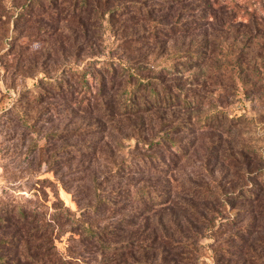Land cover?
<instances>
[{
    "label": "rangeland",
    "instance_id": "1",
    "mask_svg": "<svg viewBox=\"0 0 264 264\" xmlns=\"http://www.w3.org/2000/svg\"><path fill=\"white\" fill-rule=\"evenodd\" d=\"M72 1L54 2L57 10H52V0H0V217L14 208L30 214L39 237H53L55 250L67 264H109L108 256H99L81 242L78 225L72 226V220L94 223L84 208L91 196L78 181L83 173L75 170L80 166L74 150L86 143L100 146L88 160L92 161L90 171L100 176L113 162L131 159L134 134L119 124L104 126L100 133L93 131L96 120L76 112L51 87L68 85L73 92L80 74L96 61L91 57L95 49L104 53L98 63L114 49V57L166 76L173 73L176 62L183 61L182 56L172 59L175 49L206 44L209 60L194 61L195 67L184 73L192 84L187 89L203 97L200 113L193 111L192 116L215 118L222 129L231 126L222 133L195 125L193 145L176 171L177 195L189 199L188 191L193 189L201 195L197 211L209 218L204 206L216 209L222 220L217 233L200 239L201 249L191 258H199L195 264H264V189L261 202L240 199L248 190L253 192L252 184L264 181V0H208L213 12L202 1L191 0L188 12H169L159 20L157 44L129 38L148 29L143 23L110 29L105 17L101 27L93 24L91 28L88 14L80 17ZM27 10L34 15L26 23L18 22L17 13ZM94 14L89 20L96 21ZM173 16L183 22L188 19L182 36L169 31ZM147 124L144 129H149ZM84 131L91 133L81 134ZM64 145L70 149L61 150ZM185 177L191 183L189 189H185ZM247 222L250 234L237 233ZM231 235L244 237L246 244L230 242ZM215 241L222 250L213 260ZM27 249L22 243L11 253L25 256ZM38 264L50 263L40 257Z\"/></svg>",
    "mask_w": 264,
    "mask_h": 264
},
{
    "label": "trees",
    "instance_id": "2",
    "mask_svg": "<svg viewBox=\"0 0 264 264\" xmlns=\"http://www.w3.org/2000/svg\"><path fill=\"white\" fill-rule=\"evenodd\" d=\"M52 1L49 3V6H54L50 8L52 10H57L54 2L62 5H65L63 2L70 3V0ZM163 1L167 4H160V0H103L102 4H98L100 0H73L72 8L78 7L80 17L88 14L86 20L91 28L93 24L101 27L105 17L110 29L124 28L126 23L129 26L143 23L148 29H143L139 37L135 34L129 38L146 39L154 44H157L159 34L156 27L161 26L159 20L168 16L169 12H188V6L194 1H202L203 7L213 9L208 0H193V3L191 0ZM93 13L96 21L89 20ZM159 13L163 14L162 17H158ZM30 15H34L33 10L24 14L18 12L17 21L26 23ZM189 16V20H193L194 17ZM173 18L169 31L172 36H182L184 22L188 19L183 22L181 17ZM205 45L186 51L175 49L172 59L182 56L180 60L183 61L176 62L171 69L173 73L166 72V76L165 73L151 74L143 65H136L127 58L114 57V49L109 51L111 56L107 55L104 62L98 63L104 53L95 49L91 57L96 61L89 65V70L80 74L73 92H69L68 85L55 84L51 87L57 98L70 101L76 112L96 120L98 125L93 131L100 133L104 126L119 124L126 125L134 134V155L131 159L113 162L112 168L100 176L90 171L92 161H88L100 150V146L86 143L74 150L80 166L75 170L83 173L78 181L83 183V192L91 196L90 205L84 208L94 223H89L87 219L72 220V226L78 225L77 236L81 242L87 243L99 256H108L109 264H195L199 258L193 259L191 255H198L200 239L205 238V234L213 236L219 231L222 220L218 219L216 209L204 206L209 218L206 213L203 215L197 211L199 193L190 189L189 199L180 198L176 193L179 185L176 171L193 145L191 135L195 134V129L211 128L223 133L231 126L229 124L222 129L221 121L215 118L192 116L193 111L200 113L203 97L187 89L192 84L184 73L195 67L194 61L202 63L209 60ZM156 48L158 50L159 47ZM200 49L202 51H198ZM73 93L77 94L75 98ZM145 121L149 122V129H144ZM197 124L199 127L196 128ZM87 133L91 132L81 134ZM68 149L70 146L64 145L61 150ZM262 177L264 179V175ZM185 181L188 182L185 189H189L191 183L188 177ZM252 187L255 193L248 190L240 199L246 203L261 202L264 181L260 185L254 183ZM3 214L4 218L0 217V264H38L40 257L48 259L50 264H67L55 250L53 237H39V229L30 214L22 209L17 213L15 208ZM231 223L232 220H229L228 224ZM247 224L243 226L245 228L237 229V233L246 231L245 236H248L250 232L247 229L250 227ZM243 232L241 236H244ZM241 236L231 235L229 241L234 243L238 240L246 244V239ZM22 243L28 248L25 256L11 253ZM217 245L215 241L211 249L213 260L222 250Z\"/></svg>",
    "mask_w": 264,
    "mask_h": 264
}]
</instances>
